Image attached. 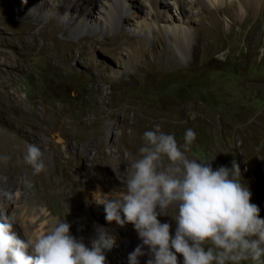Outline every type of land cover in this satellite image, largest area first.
<instances>
[{"label":"rangeland","instance_id":"obj_1","mask_svg":"<svg viewBox=\"0 0 264 264\" xmlns=\"http://www.w3.org/2000/svg\"><path fill=\"white\" fill-rule=\"evenodd\" d=\"M132 1L137 8L121 9L122 22H111L97 30V37L107 39L104 43L92 47L83 60H70L72 68L57 70L47 62L46 50L37 52L32 49L23 53L18 47L21 45L19 30L25 28L22 22L35 18L33 13H25L22 9L33 11L39 0H0L12 8L13 14L8 16L0 9V70L7 68L6 61L11 57L21 68L20 73L15 71L14 78L18 83V94H35L39 91L34 88L37 83L41 88L33 100L45 98L46 103L54 102V113L59 119L84 122L83 128H69L73 134L76 130L79 133L96 130L92 137L67 135L65 143L76 145L78 149L86 145L88 153L81 165H88L96 174L92 184H95L92 187L96 198L92 199L100 207L104 208L98 202L119 196L115 186L127 178L119 168L131 165L140 157L143 133L149 131L143 123L156 121L159 123L156 130L174 135L181 146L186 130L195 132L196 139L186 153L189 159L210 161L213 170L221 166L231 168V162L235 160L240 167V182L251 193L250 203L258 206L259 218L264 219V10L256 12L264 0H215L213 3L208 0H180L179 6H175L173 0H161L164 2V7L160 8L161 18L154 23L151 21L153 27L160 28L161 41L158 42L151 41L144 24V20L150 23L151 19L147 14L150 7L148 0ZM223 8L227 10L221 11ZM97 12L94 9L86 27L80 28V34L94 32L89 27L98 23L99 16L104 18L102 11ZM232 19L235 22L228 30ZM36 21L30 26L31 32L37 31ZM179 26L188 31L190 44L197 45L196 57L192 60L188 45L184 50L179 49L168 38V32L176 33ZM212 27L215 35L209 30ZM77 32L66 24L68 36L76 38L79 36ZM120 33L127 36L139 33L144 43L136 50L137 44L119 37ZM216 35L219 37L214 39ZM163 44L176 54L178 61L175 66L155 64L156 54ZM3 59L5 61L1 62ZM11 117H14L13 113L0 107L2 133L8 129L6 121L13 126L18 124ZM133 121L140 135L115 137L119 128L113 126L114 123H123L124 131L129 132ZM67 126L66 123L64 129L68 130ZM55 146L63 162L67 158V149L62 142ZM97 146L101 152H96L99 149ZM109 149L117 152L108 154ZM129 151L136 154L131 155ZM127 156H131L132 163L127 162ZM68 169L63 165L56 170L64 175L70 171ZM73 171L69 184L80 186L85 178L80 176L78 166L73 167ZM3 180L5 176L0 172V184ZM22 181L28 187L31 184L25 178ZM98 181H102V185ZM82 202L85 203V200L82 199ZM57 203L54 196L43 198V205L54 211L53 217L58 222L66 220L72 225L77 221L76 213L88 218L83 210L73 207L60 217ZM14 209V204H9V210ZM121 216L123 218V214ZM0 218H3L2 213ZM158 219L162 223L161 218ZM91 224L86 233L92 237L98 238L101 231L112 225L123 229L127 240L136 238L140 241L131 223L119 226L113 221L100 227ZM15 233L23 235L21 226L18 225ZM144 249L148 250L146 246ZM178 264H183V260L179 259ZM241 264L257 262L249 259Z\"/></svg>","mask_w":264,"mask_h":264},{"label":"clouds","instance_id":"obj_2","mask_svg":"<svg viewBox=\"0 0 264 264\" xmlns=\"http://www.w3.org/2000/svg\"><path fill=\"white\" fill-rule=\"evenodd\" d=\"M143 139L140 157L126 169L124 190L98 202L107 222L131 223L141 241L128 254V264H140L145 255L150 257L146 264H178L177 254L183 264H241L249 259L264 264V219L240 182L239 164L233 160L231 168L213 170L210 161L189 159L186 153L196 139L192 129L186 130L182 146L159 129L145 131ZM41 157L39 147L27 146L24 159L36 174L45 168ZM169 210L176 212L174 235L171 225L158 219ZM70 227L59 221L49 231L22 240L9 219H0V264H105L102 249H111L115 239L101 231L89 248L70 234Z\"/></svg>","mask_w":264,"mask_h":264},{"label":"bare ground","instance_id":"obj_3","mask_svg":"<svg viewBox=\"0 0 264 264\" xmlns=\"http://www.w3.org/2000/svg\"><path fill=\"white\" fill-rule=\"evenodd\" d=\"M94 1H97L98 4H95ZM208 1L213 3L215 0ZM148 2L150 7L147 14L151 16V19L150 23L144 20V24L147 32L151 35V41L158 42L161 41V36L159 34L160 28L158 27L156 29L152 26V23L156 22V19L161 18L160 8L164 7V2L162 3L161 0H148ZM262 2L263 3L256 8V12L260 13L264 10V1ZM172 3H174L175 6L176 4L179 6L180 0H173ZM47 6L49 8L44 12L43 9ZM136 8L137 5L132 0H39L33 11H28L25 8L22 9L25 13H33L35 18L33 20L26 19L22 22L25 28L22 29L23 31L19 30L21 45L18 47L22 48L23 53H27V50L32 49L37 52L46 50L47 62L51 68L68 70L72 68L70 60H83L87 57L92 47L96 44L104 43L105 40H107L97 37L96 34L98 29L108 26L111 22L118 24L122 22L124 17L120 15L121 9L136 10ZM0 9L8 16L13 15L12 8L7 7L4 3L0 2ZM94 9L98 10L97 13L102 11L104 18L99 16L98 23L89 27L94 31L93 33L80 34V28L86 27L88 18L92 16ZM220 10L226 11L227 9L223 8ZM43 12L44 14L42 15ZM198 13H200V11ZM41 15L42 17H40ZM35 20H37L35 22L37 31L31 32L30 26L34 24ZM63 20L66 22L64 23ZM234 22L235 19L230 21L228 30ZM66 24L77 30L79 36L76 38L68 36L66 33ZM203 26L205 25L203 24ZM213 28L214 27H212V29L209 28V30L213 32ZM119 37L125 38L126 41L136 43L137 46H135L136 48L134 47L136 50L140 49L144 43V39L139 33H131L128 36L124 33H120ZM218 37L219 36L216 35L214 39ZM168 38L172 40L179 49L184 50L186 45H188L192 53L191 60L194 58L197 45L190 44L186 28L179 26L176 33L172 31L168 32ZM83 40L85 41L83 42ZM80 43L82 44L80 45ZM83 47L85 49H82ZM175 55L176 54L170 50L168 45L163 44L158 54H156L155 64L157 66H162L163 64L166 66H175L178 61ZM4 61L3 59L1 62ZM6 62L8 63L6 66L7 68L5 67L6 69L3 71L0 70V107L9 113H13L14 117L11 118L16 119V123L18 124L13 126L9 121H6L8 129L3 133L0 131V172L5 176V181L3 180L0 184V191L2 192L0 195V213H2L3 218L9 219L10 222L13 223L14 232L18 229V225L21 226L23 235L18 236L16 234L18 238L22 240L26 238L33 239L49 231L58 222L53 217L54 211L43 205V198L45 196H54L58 201L57 212L60 217L67 209L72 207L79 208L85 212L84 215L88 217L86 219L85 217L83 218L82 215L77 214L76 211L74 212L76 213L77 221L70 225V234L77 239H82L85 246L90 248L92 240L97 239L86 233L90 224L93 223L100 227L108 225L109 222L105 220L104 208L100 207L92 199L96 196L92 187L95 186V184H92L96 174L88 165H81L83 157L88 153L86 145L78 149L76 145L66 144L65 138L67 135H73L75 138H82L84 135L92 137L96 130L93 129L86 133H79L75 129L76 131L73 134L69 128L73 126L76 128H83L85 125L84 122L59 119L54 113V108L56 106L54 102L51 101L46 103L45 98L33 100L36 92H39L41 88L37 83L34 85V88L39 91H35V94L30 95L25 93L22 96L18 94V83H16L14 78L16 77L15 71L20 73L21 68L11 57H9ZM37 106H39L40 109ZM66 123L68 124V130L64 129L66 128ZM122 124H113V126L119 128L118 132L115 134L116 138L119 136L131 138L135 137L137 134L140 135L135 129L134 121L131 123L132 129L129 132L124 131ZM143 124L149 131H156L159 125L156 121H154V123L153 121L144 122ZM9 129L14 130L10 131ZM58 142L64 143L67 149V158L63 162L60 159V151L58 147L55 146ZM29 144L36 145L42 152L41 159L45 164V168L39 174L34 173L32 167L25 162L24 157ZM96 148H99V146ZM96 152H101V149H97ZM107 152L108 154H112L117 152V150L109 149ZM133 153H135V151H129V154L132 155ZM138 156H140V154H138ZM4 157H8L9 159L5 160ZM130 157L127 156L129 159L124 158L127 162H130ZM63 165L68 167L70 171L64 175H60L57 173L56 169ZM77 166L80 170V176L85 178L80 186L69 184L72 182L71 175L74 174L73 167ZM129 166L130 165L119 169L123 170L124 174L127 176L126 169ZM110 172H112V170H110ZM22 178L31 181L29 187L22 181ZM125 182L126 181L115 186L117 192L121 193L124 190ZM98 184L102 185V181H98ZM115 197L116 196H114V198ZM82 199L85 200V203L82 202ZM11 203L14 204L15 208L12 211L9 210V204ZM175 215L176 212L174 210H169L167 215L159 216L162 223H169L171 225L170 234L173 233L176 228V223L173 220ZM26 233L28 237L25 236ZM104 233L115 239V245L111 249H102V254L105 256V264H128V254L131 253L137 245L141 244V241H137L136 238H129V240H127L125 231L112 225H110ZM144 251L147 253L148 250L144 249ZM177 255L178 260H183L179 254ZM149 258L148 255L139 257L140 264H146Z\"/></svg>","mask_w":264,"mask_h":264}]
</instances>
